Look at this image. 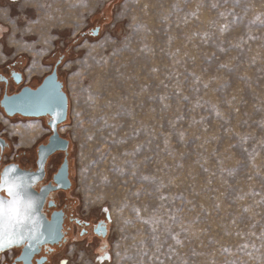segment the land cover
<instances>
[{
	"label": "rangeland",
	"instance_id": "374dc122",
	"mask_svg": "<svg viewBox=\"0 0 264 264\" xmlns=\"http://www.w3.org/2000/svg\"><path fill=\"white\" fill-rule=\"evenodd\" d=\"M0 25L5 58L71 50L73 194L111 234L58 259L264 264V0H0Z\"/></svg>",
	"mask_w": 264,
	"mask_h": 264
},
{
	"label": "flooded vegetation",
	"instance_id": "af4514ba",
	"mask_svg": "<svg viewBox=\"0 0 264 264\" xmlns=\"http://www.w3.org/2000/svg\"><path fill=\"white\" fill-rule=\"evenodd\" d=\"M109 19V9L104 10L94 19L99 23L84 32L81 38H98L102 33L100 22L106 23ZM3 30L4 26L0 25V40L3 38ZM69 54L71 50L68 48L42 53L39 64L33 66L35 58L31 54L19 52L5 58L11 53L0 48V170L3 166L16 164L21 170L42 176L34 185L36 193L44 192L42 215L49 223L62 225V239L55 244L40 246L30 264H64L65 261L71 264L69 256L60 259L57 257L73 245L88 248L95 245L93 252L96 254L95 260L99 262L97 256L106 254L109 248L110 218L105 214H83L79 210L78 198L73 194L76 185L74 143L66 133L71 119V97L64 70ZM45 84L47 89L40 94L39 89ZM64 95L69 104L65 115L62 107ZM5 101L16 104L17 112L14 115L8 114L3 104ZM50 102L57 105L62 113L56 119H53L54 113L47 107ZM24 103L30 104V115L21 110V104ZM5 122L12 125L37 124L38 137L27 147L19 137L7 134ZM56 138H59L60 146L46 157L50 141ZM57 173L61 174L62 179L57 177ZM24 248L25 245L0 253V264H25L18 260Z\"/></svg>",
	"mask_w": 264,
	"mask_h": 264
},
{
	"label": "snow or ice",
	"instance_id": "6c2138e0",
	"mask_svg": "<svg viewBox=\"0 0 264 264\" xmlns=\"http://www.w3.org/2000/svg\"><path fill=\"white\" fill-rule=\"evenodd\" d=\"M47 107L54 113L53 119L62 114L58 106L51 102ZM59 146V138H56L50 141L49 151ZM56 175L61 177L60 173ZM35 179L31 172L21 170L16 164L3 166L0 170V249L22 241L38 243L44 235L38 214V200L30 192ZM27 246L30 252L35 251L33 243H28Z\"/></svg>",
	"mask_w": 264,
	"mask_h": 264
},
{
	"label": "water",
	"instance_id": "95a60500",
	"mask_svg": "<svg viewBox=\"0 0 264 264\" xmlns=\"http://www.w3.org/2000/svg\"><path fill=\"white\" fill-rule=\"evenodd\" d=\"M46 89H47V84L43 85V87L39 89V93L41 94ZM3 104L6 107L9 115H14L17 112L15 109L16 104H10V103H7L6 101L3 102ZM29 106H30L29 103L21 104V110L24 111V113H26V115H30L28 113L30 110ZM62 107H63V111H64V115H65L67 113V110H68V101H67V97L65 95H64V101H63ZM49 147L46 149V152H45L46 157H49V155L51 153H53L57 150V148H55V149H52L51 151H49ZM34 176L36 177V179L32 181L33 187L30 189V192L38 200V214L41 217V221H42L41 231L43 232L44 235L40 238V242H38V243L36 241H30V242L22 241L20 243L11 244L5 248L0 249V253H2L8 249H12L15 247H20V246L25 245L22 256L18 259L19 261H24L25 264H30L31 258L36 253L39 252L40 246L45 245L47 243L55 244V243H58L62 239V225L60 223L59 224H56L53 222L49 223L42 215V209H43V206L45 203L44 192L42 191V193L38 194L34 190V185L41 179L42 176H39V175H34ZM28 243H33L35 245V251L30 252V249L27 246ZM26 255H27V258H26Z\"/></svg>",
	"mask_w": 264,
	"mask_h": 264
},
{
	"label": "bare ground",
	"instance_id": "6f19581e",
	"mask_svg": "<svg viewBox=\"0 0 264 264\" xmlns=\"http://www.w3.org/2000/svg\"><path fill=\"white\" fill-rule=\"evenodd\" d=\"M37 133H38V127L33 126V125H30L29 127H26L24 125H17L15 127L11 126V127H9V132H7V134L10 137H19L26 144H32Z\"/></svg>",
	"mask_w": 264,
	"mask_h": 264
}]
</instances>
